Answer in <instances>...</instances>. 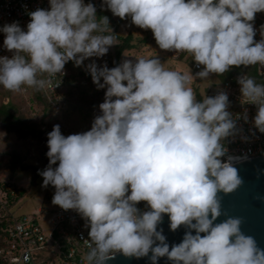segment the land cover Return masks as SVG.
Instances as JSON below:
<instances>
[{"label": "clouds", "instance_id": "9594fccd", "mask_svg": "<svg viewBox=\"0 0 264 264\" xmlns=\"http://www.w3.org/2000/svg\"><path fill=\"white\" fill-rule=\"evenodd\" d=\"M48 8L0 26V86L44 90L49 77L69 61L83 66L97 89H105L88 130L64 135L55 124L47 133L42 187L53 186L52 203L84 220L83 264H109L117 255L159 264H264V247L243 230L246 218L230 214L224 199L245 184L236 166L247 153L227 143L264 134V84L237 77L242 105L234 115L227 92L198 100L193 81L223 75L232 67L264 66V25L255 39L254 21L264 0H102L101 8L150 29L159 49L189 53L199 71H176L156 56L125 57L109 68L103 57L118 41L109 18L85 0H48ZM109 33V34H105ZM202 66V67H201ZM58 85V84H57ZM239 120L250 123L244 134ZM255 129V131H253ZM264 169L256 170L259 179ZM254 200L264 202V195ZM143 202V207L139 205ZM183 228L169 243L161 227ZM222 218V219H221Z\"/></svg>", "mask_w": 264, "mask_h": 264}, {"label": "built area", "instance_id": "2783aa9c", "mask_svg": "<svg viewBox=\"0 0 264 264\" xmlns=\"http://www.w3.org/2000/svg\"><path fill=\"white\" fill-rule=\"evenodd\" d=\"M38 7L48 8V0H0V26L18 21L20 26L25 28L30 19L28 13ZM261 25H264V13H257L254 21V27L257 29L255 39L257 40L261 38L259 33ZM3 38L4 34L0 32V55H11L2 46ZM195 68L199 69L196 65ZM257 68L261 84H264V66L257 64ZM239 75L216 82L205 95L212 96L218 89L227 92L231 102L229 110L236 115L247 108L249 120H251L256 109L253 105L241 104L237 83ZM66 77V66L63 73L51 77L44 74L41 77L52 81L50 86L41 91L47 97L51 109L56 113L62 111L66 104L68 105L63 95ZM238 124L243 126L244 134L250 136L248 130L252 128V125L243 120H239ZM226 146L230 153L237 155L247 153L249 159L263 156L264 134L257 132L256 136H250L248 141L236 137ZM139 206L143 207V202ZM87 231L84 228V220L73 210L65 211L56 206L50 216L42 218L40 209H36L31 214L16 218L7 227L3 236L5 244L0 247V258L3 264H83L82 258L87 252V247L85 241L81 239V235L87 239Z\"/></svg>", "mask_w": 264, "mask_h": 264}, {"label": "rangeland", "instance_id": "374dc122", "mask_svg": "<svg viewBox=\"0 0 264 264\" xmlns=\"http://www.w3.org/2000/svg\"><path fill=\"white\" fill-rule=\"evenodd\" d=\"M118 34L125 36L132 33L135 37V42L138 44L139 39L143 38L146 33H149L146 43H142L139 48L126 50L123 52L120 61L125 55L130 56H158L164 63L165 67L176 71H187L188 63L185 59L187 54L184 52H172L159 49L158 45L152 37L150 29H140L132 25L130 20L123 22L118 27ZM118 41V39H117ZM114 46V45H113ZM111 46L110 51L114 48ZM184 53L182 58L180 54ZM89 61V59H87ZM85 60V61H87ZM202 67V66H201ZM191 69V68H190ZM192 70V69H191ZM198 70H192L195 73ZM217 82L215 76L212 74L209 80L193 81L192 87L194 92L204 96L208 93L213 85ZM25 88V91H23ZM31 88L22 87L20 92H11L0 86V103L7 104L13 102L16 106V113L22 114L27 122L30 123L34 129H26L23 126L14 124H7L0 121V203L5 204L6 193L4 191L3 183L14 181L19 188H25L26 193L15 204L16 210L19 214H28L36 209H42V202L45 208L56 207L51 200H47V196L54 194L55 189L49 187H42V176L36 175L35 170L31 166L41 167L44 165V144L47 143V132L51 131V127L59 124L67 133L86 131L90 128L94 115L98 114L99 108L90 117H84L78 113L76 108L69 103L66 104L62 111L55 112L48 108L43 114L42 106H36L35 113L29 107V95ZM34 107V106H33ZM39 110V112H38ZM13 155H17L23 164L30 165L29 168L23 169L17 165V168L12 172L10 170L13 161ZM12 176V178L10 177ZM3 187V188H2ZM45 204V205H44ZM16 210H14L16 212ZM4 216V214H2ZM2 215L0 217H2Z\"/></svg>", "mask_w": 264, "mask_h": 264}, {"label": "trees", "instance_id": "16d2710c", "mask_svg": "<svg viewBox=\"0 0 264 264\" xmlns=\"http://www.w3.org/2000/svg\"><path fill=\"white\" fill-rule=\"evenodd\" d=\"M86 3L92 2L97 9V19H99L101 16H107L109 18V26L112 29V35L118 39V44L114 45L113 51H108L106 55L103 57H92L89 58V61H84V64H87L91 62V60H95L98 65L106 63L109 68L116 66V64L120 63V59L122 57V54L126 50H131L135 48H139L142 43H146L147 38H149V33L147 32L146 35L139 39V43L137 44L135 42V37L132 35V33H128L125 36H122L118 34V27L120 24H122L125 21L128 20H122L119 17L113 16L110 10H107L106 8H101L102 0H85ZM46 9V7H44ZM109 34V33H105ZM153 37V34H152ZM186 53V52H184ZM184 53L180 54L179 58H182L184 56ZM187 54V58L185 59L186 63H188V66L192 70H196L195 68V62L192 60V57L189 53ZM66 70H67V77L65 82V89L63 91V95L67 102L76 108L77 112L82 114L84 117H90L95 111L98 109V105L103 102L104 98V92L105 89H97L95 84L92 82L90 74L85 70L83 66L77 67L74 66V63L72 61H69L65 64ZM246 74L252 78L255 79V81L259 84H261V78L258 74V68L257 65L252 66H240V67H232L228 72L224 73L223 75H216L213 74L217 81H224L227 79H230L231 77H234L238 74ZM197 99H202V96L196 92ZM30 104L29 107L31 108V111H34V113L37 111L35 109L36 106H42L43 114L45 111L50 108V103L47 100V97L44 95L42 91H36L35 89L31 88L30 95L28 98ZM34 106V107H33ZM16 106L13 102H8L7 104L0 103V121L7 124H14L18 126H23L26 129H34L33 126L27 122V119L22 114L16 113ZM39 112V110H38ZM61 132L66 136L68 134H73L71 132H66L61 126H60ZM52 130V127H51ZM48 133V132H47ZM44 165L41 167L31 166L35 171V174L38 175L41 170H43L47 164H48V158L46 156V152L48 151L47 143L44 144ZM17 165H19L20 168L27 169L30 167L28 164H23L22 161L19 159L17 155H13V161L11 163L10 170L12 169V172L17 168ZM12 178V176L10 175ZM4 187V188H3ZM3 189L6 193V202L5 204L0 203V247L3 246L5 243L3 241V236L5 233V230L7 227L13 223V221L22 216L27 214H19L17 213V206H15L16 202L20 200L26 193L25 188H19L14 181L12 182H6L3 183ZM51 189H54L53 186H48ZM51 196H47V200L52 201ZM45 205V204H44ZM42 209H40V214L42 218H47L50 216L54 210L55 207L51 208H45L43 206L42 202ZM16 210V212L14 211ZM34 211V210H33ZM32 211V212H33ZM32 212L28 213L31 214ZM0 264H3L2 259L0 258Z\"/></svg>", "mask_w": 264, "mask_h": 264}, {"label": "water", "instance_id": "95a60500", "mask_svg": "<svg viewBox=\"0 0 264 264\" xmlns=\"http://www.w3.org/2000/svg\"><path fill=\"white\" fill-rule=\"evenodd\" d=\"M236 166L239 168L245 184L237 193L225 197V207L230 214L243 215L246 218L243 230L246 234L253 235L259 245L264 247V202L253 199L256 194L264 195V175H261L259 179L256 177V170L264 169V155L249 159ZM161 227L170 244L180 242L183 228L176 232L169 231L166 215ZM109 264H150V262L146 257L137 259L117 255L116 259L110 261ZM159 264H170V262L166 258H161Z\"/></svg>", "mask_w": 264, "mask_h": 264}, {"label": "crops", "instance_id": "0c3cea01", "mask_svg": "<svg viewBox=\"0 0 264 264\" xmlns=\"http://www.w3.org/2000/svg\"><path fill=\"white\" fill-rule=\"evenodd\" d=\"M218 82V81H217ZM216 83V82H215Z\"/></svg>", "mask_w": 264, "mask_h": 264}]
</instances>
